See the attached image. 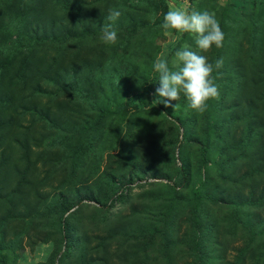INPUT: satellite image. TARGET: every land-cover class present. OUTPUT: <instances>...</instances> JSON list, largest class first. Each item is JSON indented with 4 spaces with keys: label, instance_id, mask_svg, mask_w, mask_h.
I'll return each mask as SVG.
<instances>
[{
    "label": "rangeland",
    "instance_id": "obj_1",
    "mask_svg": "<svg viewBox=\"0 0 264 264\" xmlns=\"http://www.w3.org/2000/svg\"><path fill=\"white\" fill-rule=\"evenodd\" d=\"M173 7L224 33L202 114L153 103ZM0 264H264V0H0Z\"/></svg>",
    "mask_w": 264,
    "mask_h": 264
},
{
    "label": "clouds",
    "instance_id": "obj_2",
    "mask_svg": "<svg viewBox=\"0 0 264 264\" xmlns=\"http://www.w3.org/2000/svg\"><path fill=\"white\" fill-rule=\"evenodd\" d=\"M121 16L116 9H109L106 21L100 28V39L105 45L112 46L118 42L115 22ZM165 35L190 33L195 37V45L200 50H193L185 44L175 52L171 67L167 59L158 57L153 69L158 74V87L152 93L156 105L174 108L183 93L189 107L198 113L207 110L208 102L219 96V85L212 76L214 70L223 66V59L209 63L200 52H207L213 46L223 47L224 33L214 12L200 11L195 8L186 10L181 7L170 8L163 17L161 25Z\"/></svg>",
    "mask_w": 264,
    "mask_h": 264
}]
</instances>
